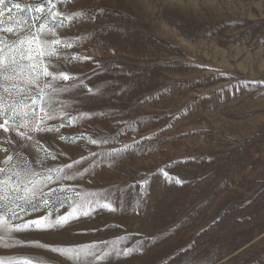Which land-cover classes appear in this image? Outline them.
<instances>
[{"label":"rangeland","instance_id":"obj_1","mask_svg":"<svg viewBox=\"0 0 264 264\" xmlns=\"http://www.w3.org/2000/svg\"><path fill=\"white\" fill-rule=\"evenodd\" d=\"M58 8L106 9L95 22L81 21L60 31L84 37L68 52L92 57L67 65L68 72L92 76L93 60L106 71L86 81L100 90L98 96L84 98L73 89L61 97L66 102L82 99L67 111H91L92 119L59 133L37 134L57 154L46 165L70 163L141 137L152 139L111 166L102 163L82 179L65 182L85 193H115L122 210H100L67 229L17 237L28 235L52 246L125 237L128 247L155 237L143 254L109 264H188L178 249L219 216V223L200 238L212 248L213 258L219 257L215 264H264V0H69ZM121 120L128 124L118 125ZM80 134L112 142L97 146L59 139ZM7 137L18 139L0 129V146L8 147L3 143ZM20 151L35 167L34 152ZM7 154L0 152V161ZM176 178L183 184H176ZM144 179L150 191L141 198L138 184ZM250 198L255 202L248 203ZM180 221L185 226L179 227ZM19 256L42 264H73L38 247H0V258Z\"/></svg>","mask_w":264,"mask_h":264},{"label":"snow or ice","instance_id":"obj_2","mask_svg":"<svg viewBox=\"0 0 264 264\" xmlns=\"http://www.w3.org/2000/svg\"><path fill=\"white\" fill-rule=\"evenodd\" d=\"M69 0H35L31 3L18 0H0V129L5 133L14 132L16 140L7 137L0 146V152L8 153L0 161V247L9 249L17 246L38 247L49 250L72 261L73 264H109L124 258L143 254L146 245L155 241V237H146L128 247L125 237L110 241H94L87 244L52 246L16 234H29L34 231L52 232L67 229L74 221L89 217L97 211L117 212L122 205L114 200L115 193L104 190L82 192L74 184L66 181L82 179L102 163L111 166L124 153L135 150L140 143L152 137H141L131 144L120 148H111L99 152H89L87 156L49 167L46 162L57 159V154L36 138L40 133H59L61 128L72 127L85 119H92L95 113L77 111L70 114L67 109L72 103H82V99L66 102L63 94L79 89L81 97L99 95L100 90L87 83L98 72L106 71L99 61L93 60L96 69L92 76H82L67 71V65L73 62L92 60L67 50L78 47L84 37H67L61 30L69 29L81 21L95 22L97 16H103L106 9H84L78 11L60 10L58 4H67ZM15 36L9 40L7 37ZM113 115V113H99ZM49 121H58L50 125ZM127 125L126 121H116ZM127 128H121L119 135ZM134 130V129H133ZM66 143L103 146L112 142L110 137L93 138L87 134L76 136L60 135ZM34 152V163L22 156L21 149ZM60 155H64L60 153ZM88 167H83L85 163ZM186 161H179L183 163ZM166 182L173 179L167 171H162ZM176 184L183 181L176 178ZM139 195H149V182L144 179L138 184ZM264 193V190H261ZM249 199L248 203H254ZM67 207L61 213L60 209ZM42 215L26 219L33 213ZM251 217H249L250 219ZM218 216L212 225L202 228L185 246L178 249L180 257L188 264H215L219 258H213L212 248L201 243L200 238L218 224ZM243 222V221H241ZM179 227L185 226L183 221ZM175 227V225H174ZM0 264H42L32 256L0 258Z\"/></svg>","mask_w":264,"mask_h":264}]
</instances>
